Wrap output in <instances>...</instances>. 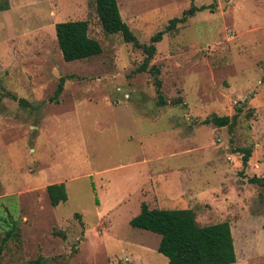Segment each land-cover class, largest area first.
I'll return each mask as SVG.
<instances>
[{
    "label": "rangeland",
    "instance_id": "obj_1",
    "mask_svg": "<svg viewBox=\"0 0 264 264\" xmlns=\"http://www.w3.org/2000/svg\"><path fill=\"white\" fill-rule=\"evenodd\" d=\"M192 3L212 8L150 62L161 105L137 71L144 50L104 29L97 0H0V264H167L161 235L130 222L143 202L229 221L233 264H264V187L250 181L264 177V0H118L142 43ZM69 20H87L102 53L66 61L56 24ZM214 114L237 125L204 123Z\"/></svg>",
    "mask_w": 264,
    "mask_h": 264
},
{
    "label": "trees",
    "instance_id": "obj_2",
    "mask_svg": "<svg viewBox=\"0 0 264 264\" xmlns=\"http://www.w3.org/2000/svg\"><path fill=\"white\" fill-rule=\"evenodd\" d=\"M207 7L212 8V6H197L192 3L181 16L170 19L164 30L154 34L150 43H142L124 21L118 0H97L98 16L104 29L109 33H121L125 41L132 42L136 47L144 50L146 57L137 71L149 70L154 75V83L161 105L166 103L162 95L161 69L156 65H150L157 51L156 44L163 39L165 33L177 29L179 24L186 23L198 11ZM56 34L66 61L90 58L103 51L100 41L89 35L87 20L58 22ZM65 81L66 78L62 77L56 91L57 95L63 91ZM20 101L22 102L23 99ZM241 110L242 108L238 107V111ZM204 123L214 124L217 127L227 126L230 131H233L237 125V119L236 115L230 117L229 115L214 114L205 118ZM238 150L244 153V164H248L252 150L242 147H239ZM250 181L264 187V177L254 176ZM47 191L54 206L68 200L67 187L64 182L48 185ZM130 222L135 227L151 230L161 235L158 251L168 257L167 264H233L237 261L235 241L229 221L203 226L197 221L193 209L151 208L146 202H143L140 212ZM55 234L66 237V234L60 231H55ZM11 235L12 231L3 238L0 254ZM63 264H69V262Z\"/></svg>",
    "mask_w": 264,
    "mask_h": 264
}]
</instances>
